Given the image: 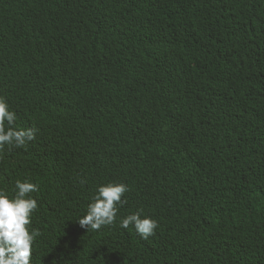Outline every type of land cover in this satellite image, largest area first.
<instances>
[{"label":"trees","instance_id":"trees-1","mask_svg":"<svg viewBox=\"0 0 264 264\" xmlns=\"http://www.w3.org/2000/svg\"><path fill=\"white\" fill-rule=\"evenodd\" d=\"M0 98L38 129L0 152V190L38 187L31 264H264V0H0Z\"/></svg>","mask_w":264,"mask_h":264},{"label":"clouds","instance_id":"clouds-1","mask_svg":"<svg viewBox=\"0 0 264 264\" xmlns=\"http://www.w3.org/2000/svg\"><path fill=\"white\" fill-rule=\"evenodd\" d=\"M14 112L0 98V152L5 146L9 149H22L35 140L38 129H18ZM83 184L84 181L81 180ZM17 190L12 197L0 190V264H31L35 239L41 235L39 230L30 231L32 214L38 211V204L30 194L38 187L25 180H17ZM130 189L123 183H107L98 187V194L92 197L87 206L86 215L79 219L82 229L98 232L102 227L114 226L118 214L117 205L123 206L122 197ZM134 226L136 233L144 240L155 235L158 224L150 218H141V212L130 214L121 220L120 227Z\"/></svg>","mask_w":264,"mask_h":264}]
</instances>
